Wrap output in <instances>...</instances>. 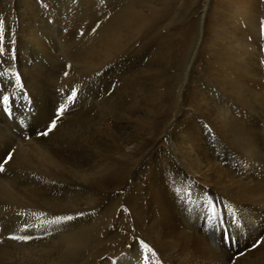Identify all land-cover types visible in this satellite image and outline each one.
Here are the masks:
<instances>
[{
	"label": "bare ground",
	"instance_id": "6f19581e",
	"mask_svg": "<svg viewBox=\"0 0 264 264\" xmlns=\"http://www.w3.org/2000/svg\"><path fill=\"white\" fill-rule=\"evenodd\" d=\"M9 1L14 2L16 7L14 10L10 9V14L13 11L10 18V14H5L4 21L7 24L4 22L2 28L17 29L18 41L15 51L7 56L15 57L13 63L17 71L10 69L9 66L8 71L0 72V79H14L19 71L25 80L24 87L30 86L33 92L28 102L31 103L30 112L15 103V100L7 105L0 102V163L4 162L11 144L17 140L16 132L27 129V133L33 136L42 132L52 119L53 106L46 99L56 88L54 82L62 73L51 66L41 67L35 61V54L47 56L52 46L58 51H62V47L69 48L70 41L79 34L78 29L80 31L87 29L83 24L75 22V16L66 14L63 16L61 11L53 10L54 6H69L73 0H0V13L4 9L3 6H8ZM88 1L90 2L81 1L79 6H85ZM150 1L152 0H126L118 15L115 14L114 21L107 23L106 33L98 32L96 37L93 34L84 35L80 42L86 43L85 47L77 49L75 45L77 62L83 69L93 68L98 84L113 68H120L126 74H131L139 67V64L134 62V54L143 47L141 37L144 38V35L140 36L138 31L155 25L153 18L159 17L158 13L156 17L153 12L150 13L152 6L149 9L144 8L150 6ZM261 4V0L202 1L194 17L196 30L189 43L185 78L180 84L176 83L179 84L176 86L178 106L172 115L163 116L164 119L158 117L161 120L155 124L160 126L159 130L154 132L140 122L147 115L148 110L145 108L136 107L125 112L122 110L124 113L122 112L117 120H112L111 124L106 122L108 125L103 129L106 139L99 141L104 146L107 145L109 151L97 152L95 158L98 159L91 165L88 163L89 152L85 151L86 146L80 148L81 145L79 147L71 145L70 140L67 143L66 132L64 134L60 131L50 140L49 138L35 140L38 146L19 144L21 150L19 156H15V160L21 158L27 164L34 162L39 167L48 169L50 173L66 175V178L60 179L64 178L67 182L77 180L76 182L83 185L78 184L81 187L74 188L73 184L48 180L29 188V185L24 183L10 182L13 179L0 181V195L6 197L0 201V243L2 242L0 264H149L153 258H159L162 264H264V71H261L264 70V33L260 34L258 23L260 15L264 16V4L262 6ZM77 12V15L81 13ZM187 12L189 13L188 10ZM159 18L162 19L161 16ZM50 19L53 21L48 24ZM133 33L136 35H132ZM155 35L159 36L156 33ZM146 44L148 45L147 42ZM3 47L5 48V45ZM146 51L148 48L145 53ZM0 59L4 60L1 56ZM166 59L172 60L170 57ZM90 86L91 80L88 79V92H92ZM125 88L121 87V90ZM151 93L153 96V92ZM57 96L59 97V94ZM101 97L100 100L103 99ZM146 97L147 95L145 99ZM88 101L90 100L86 103ZM95 102L96 99L93 103ZM156 103L158 104L157 101ZM87 106H84L85 110L91 107ZM5 107L14 112L13 119L6 114ZM139 122L146 131L145 135L150 136L141 143V146L137 140L138 136L134 133ZM68 125L65 131L69 129ZM46 141L50 144L52 141L54 149L46 148L48 144ZM162 143L165 147H161ZM139 146L142 154L140 160L136 155ZM24 151L27 154H24ZM119 157L130 161L129 166L127 164L128 175L119 179L113 177L105 182L102 180L93 182L94 195L97 197L96 205L94 208L88 206V203L80 199L87 183V173L92 174L91 171L101 166L115 165ZM65 200H70L73 207L79 211L70 222H59L64 226L71 224L70 231L62 234L63 237L55 246H39L32 233H35L33 231L38 228L40 220L36 219V214L35 218L24 217L26 211L23 206L30 205L29 203L56 204L55 208L61 210L53 208L55 211L44 212V216L53 217V220L48 221V226L39 229L44 235L53 228L56 218L54 216L62 215L66 211L61 205ZM13 205L23 206L20 209H10L9 207ZM185 205H189L191 210L193 220V224L190 225L191 235L183 230V224H187L181 221L180 218L183 217L179 218L180 211ZM81 213L84 215H80ZM93 216H96L95 219ZM96 218L108 220L97 225L94 223L97 221ZM224 218L230 225L231 239L227 243L217 234L219 221ZM132 219L138 222L131 223ZM23 221L31 228L22 230L20 223L25 224ZM237 223L241 224L240 227ZM13 229L22 230L19 231L18 237L29 234L30 238L17 239L18 245L11 243L7 245L3 239L6 232ZM146 231L145 234L154 236L151 238L143 234Z\"/></svg>",
	"mask_w": 264,
	"mask_h": 264
},
{
	"label": "rangeland",
	"instance_id": "374dc122",
	"mask_svg": "<svg viewBox=\"0 0 264 264\" xmlns=\"http://www.w3.org/2000/svg\"><path fill=\"white\" fill-rule=\"evenodd\" d=\"M81 1H83V0H80V1L79 0H73L72 1L73 6H72V4H70L69 6H64L65 8L62 7V6H58V7L57 6H54L53 7V10L61 11L63 16H66V15H69L71 17H74L75 16L74 18L76 20L75 19L74 20H75L76 23H81L85 27H87V29H86L82 25L83 28H84L83 31L82 30L80 31V29H78L79 30L78 33L79 34H82L83 33V34L82 35H79L77 33L78 34L77 37H75L73 40L70 41V43H69V46H70L69 48L70 49L69 48H66V47H62L63 49L64 48L65 49L64 50L62 49V51H58V49L56 47L53 48V46H52V49H50L49 55H47V56H42V55L35 54V56H36L35 61H36L37 64H40L41 67L50 68V66H51L52 69H55L56 68V71H59V72L62 73L61 76L60 75H58L59 77L57 76L58 79L56 78V80L54 82V84L56 85V88H54L51 96L48 99H46V100H49L48 102H50V104L53 106L52 107V112H51L52 113V119L45 125V128H44L43 131H45L49 127L50 122L53 119L56 120V126L52 129L51 132H49V134L47 136L39 135L38 133H36L35 135L31 134L33 136H30V134H28L27 131H26L27 129L26 130H20V131L16 132V134H17L16 135L17 136L16 139L17 140L13 144H11L10 149H9V152H8V154L10 152L12 153V159L8 160L7 164H4L3 171H0V177H1L0 178L1 180L0 181H2V180L5 181L6 179H10V180L13 179L10 182L17 181V182H20V183H24L27 186L29 185L28 187L30 188V187H35L37 184H40L43 181L59 180L61 182H66L67 184L68 183L69 184H73V187L74 188H79V187H81L79 185H83V184H80V182L79 183L76 182L77 180H73V182H72V180H70L72 182L71 183V182L65 181L64 178H61L60 179V177H65L66 178V175L62 176L60 174L59 175H56V174L50 173L48 171V169H45L44 167H42L43 168L42 169L41 166L39 167L34 162H32V163H29L28 162V164H27L26 161L24 159H21V158H18L17 160H15L16 157L19 156V153H20L19 151L21 150L20 145H28L29 147L38 146V144L35 142V140H38L40 138L41 139L42 138L43 139L49 138L48 140H50V138H52V136L55 135L56 133H59L60 131H62L65 134V132H66V134H67L66 135V141H67V143H69V140H70V142H71L70 144L71 145L78 146V147L81 145L80 148L82 146H86L85 151L86 152H89V153H87L88 156H89L88 157V163H89V165H91V164H93V162L95 160L98 159V157L95 158L97 152L98 153H101V152H108L109 151L107 145L104 146L102 144V142L99 143V141H101V140L103 141V140L106 139L105 138V134H103L104 133V130H103L104 129V126L105 125H108V124H111L112 120L113 121L117 120L121 116V114H123L125 111L130 110V109H134L136 107L145 108L146 110H148L147 115H145L144 118L140 122H142V125H145L146 127H150L151 129H153L154 132L160 129V126L159 125H156V124H158V122L161 119H164L163 116H166V115L167 116H170L173 113H175V111H176V108L178 106V101H179V96H178V93H177V90H176V86H178L184 80V78H185V71L184 70H185V62H186L187 54H188L187 52H188V48H189V43H190V41H191V39H192V37H193V35L195 33V30H196V24H195V21H194V17H195L196 11L198 10V7L201 5V3H202L203 0H180V1L179 0H165V2L163 0H152V1H150V6H144V8L146 7V9H149L152 6L150 8L152 10H149L150 13L152 14V12H153V14L155 15V17L157 15L156 13H158L157 16H159V17L161 16L162 19L159 18V17H158L159 19L158 18H153V19H155L154 22H153L155 25H152L151 27L149 26L148 28L146 27L145 29H142V31L141 30L138 31V32H140L139 35L140 36L144 35L143 37L145 38V40H143L144 38L141 37V39H142V42L141 43H142V46H143L141 48H143V49H141V48L138 49L137 50L138 52L136 54H134V56H135L134 62L137 63V64H139L138 65L139 67H137L133 73H131V74L128 73L130 75L126 74L124 72V70H122L120 68H113L112 71L110 72V74H107V76L105 77V79H103V81L100 84H98V82L96 81V79L94 77V72H93L94 70H93L92 67H88V68H84V69L81 68L80 64L77 62V59H76V55H77V52L76 51H77V49L79 47L80 48L85 47L86 43L80 42V39H82V37L84 35L87 36L88 34L89 35H92L93 34L96 37L98 35V32H100V33H106L105 30L107 29L106 28L107 27L106 25H108L107 23H112L114 21L115 14L118 15V13L121 11V9L125 6L126 0L125 1H123V0H103V1L102 0H99V2H98V0H90V2L88 1L85 6H81V5L79 6V4H80ZM154 1H156V2L154 3ZM102 2H104V3H102ZM108 2H110V3H108ZM261 3L264 4V0H261ZM262 4H261V6H262ZM13 5H14V2L9 1L8 2V6H3L4 9L1 10L2 13H0V48L6 49V47H7V49H9V50L6 49V53L7 54L0 55L4 59L3 61H1V59H0V72H4L6 70L8 71L9 70V66L11 67L10 69H13L14 71H17V70H15L16 68H15V65L13 63L14 62L13 58H15V57L11 58L12 55L10 57H7L10 54H13L14 51H15L16 44H17V41H18L17 40V38H18L17 37V29L14 28V27H11L8 30H6L5 28L3 30V28H2L5 23L7 24V22L4 21V19H6L5 18L6 17L5 14L8 13V15H9L11 13L10 12V9L13 8V10H14L15 7H16L15 5L14 6ZM90 7H91V9H90ZM155 8H156V10H155ZM8 9H9V11H7ZM187 10L189 11V13L187 12ZM77 11H80L81 12L80 13L81 15L80 14L77 15V13H78ZM155 11H157V12H155ZM89 12H90V15H89ZM162 13H163V16H162ZM12 14H13V11H12ZM12 14H10L9 18L11 17ZM88 15L91 16V17H89ZM260 16L261 17L258 19V23L260 25L259 26L260 27L259 28V31H260V34L262 35V33H264V31H263L264 29H262L261 26H263V28H264V16L263 17H262V15H260ZM89 18H91V19H89ZM85 20L88 21L89 23H91L90 24L91 26L89 25L88 22H85ZM158 20L160 21V23H159ZM52 21L53 20L50 19L48 21V24H51ZM155 21L158 22L157 23L158 26L156 25V22ZM161 21H163V23ZM161 23L164 24V25H162ZM97 26H102V28L100 29ZM155 26H157V27H155ZM155 33L158 34L159 36L155 35ZM134 34L136 35V33H133L132 35H134ZM157 37H159V38H157ZM158 39H160V40L158 41ZM155 40H156V43H155ZM146 42L148 43V45L146 44ZM161 44H163V45H161ZM4 45H5V48L3 47ZM60 45H63V44L60 43ZM75 45L77 46V49H75L76 48ZM159 47H160V49H159ZM167 47H169L170 49L167 48ZM147 48H148V51H146V53H145V50ZM156 48L159 49V51ZM165 48H166V50H165ZM147 52H148V55H147ZM154 53H155L156 56L154 55ZM161 53L163 55H161ZM61 56H63V57H61ZM150 56H152V57L150 58ZM155 57H157V58L155 59ZM158 57H160V58H158ZM163 57H165V58L163 59ZM169 57L172 58V60L166 59V58H169ZM9 59H10V61H9ZM146 59H147V61H146ZM149 59H150V61H149ZM151 59H153V60H151ZM157 59L158 60L161 59V60L158 61ZM162 59H163V61H162ZM164 60H166V61H164ZM152 61L153 62L155 61V63H152ZM148 63H149V65H147ZM169 63H170V65H169ZM176 63H178V64H176ZM137 64H136V66H137ZM159 65H161V66H159ZM140 66H141V68H140ZM66 71H67V73L70 74L69 76H68V74L65 75ZM261 71H264V70L262 69ZM17 73H16L14 79H5V78H4V80L3 79L2 80L0 79V86H1L0 87V93H1L0 94V98H1L0 99V102H3V96L4 95H7L9 97V102H11V101L13 102V100H15V103L20 104V106L23 109H25L26 111L30 112L29 110H31L32 108H31V103H28V102H29V100L31 98V95H32V92L33 91L30 90V86L28 87L29 89L26 88V86L24 87L25 82H23V81H25V80H24L23 76L19 74V71ZM78 73H80V74H78ZM76 74H78V75H76ZM134 74L137 76V78H136V76ZM165 74H166L167 77L165 76ZM17 75L18 76L20 75L19 76L20 79L22 78L20 80V83H18V84L16 83V81H14V80H16ZM153 75H155V76H153ZM160 75H162V76L159 77ZM82 76H84V77H82ZM85 76H87V77L89 76L88 79L91 80V86L92 87L90 86V88H92L91 89L92 92L91 91L88 92V89H87V81H88V79ZM121 76H123L124 79ZM133 77H135V78H133ZM117 78H118V80H117ZM125 78H126V80H125ZM77 79H78V81H77ZM109 79H110V81H109ZM57 80H58V82L56 83ZM120 80L122 82V85L124 84L123 86L121 85ZM129 80H130V82H129ZM133 80H135V81H133ZM61 81H63V82H61ZM127 81H128V83H126ZM116 82H117V84L119 83L118 84L119 85L118 87H117ZM95 83H97V85ZM176 83H179V84L176 85ZM19 84H20V87H19ZM63 84H68V85L67 86H62ZM115 84H116V87H115ZM135 84H137V85H135ZM143 84H144V86L141 87V85H143ZM105 85H107V86L110 85V86L109 87H107V86L105 87ZM126 85L127 86L129 85V87H128L129 89L127 88ZM166 85H168V86H166ZM111 86L114 88V90H113V88ZM145 86L146 87L150 86V87L149 88H146ZM16 87H17V89H16ZM121 87L123 89L125 87L126 88H125V90H123V89L121 90ZM137 87H138V90H137ZM144 87H145V89H144ZM24 88L26 89V91H25ZM64 88H66V89H64ZM93 88H94V90H93ZM115 88H117V89H115ZM9 89L10 90L12 89L13 91L12 90L9 91ZM61 89H63L64 91L61 90ZM72 89L75 90V91L78 90L76 97H74L75 102H74V100L69 101L68 98H67L70 95V93L73 91ZM98 89H99V91H98ZM132 89H134V90H132ZM150 89H153V90H150ZM29 90H30V92H29ZM67 90H68V92L66 93L65 91H67ZM70 90H71V92H70ZM165 90H166V92H165ZM19 91H21V92H19ZM124 91L125 92L127 91L126 94L125 93H122ZM150 91L153 92V96H152V93ZM116 92H118V93H116ZM139 92H141L142 94L141 93L139 94ZM127 93H129V94L127 95ZM149 93H151V94H149ZM161 93H163L164 96ZM58 94H59V97L60 98L57 96ZM155 94H157V96H154ZM134 95H135V97H134ZM146 95H147V97L145 99V96ZM100 96H102L103 99L100 100ZM139 96H140V98H139ZM98 97H99V100H98ZM142 97H143V99H142ZM82 98H84V99H82ZM136 98H137V100H136ZM91 99H93V100H91ZM95 99H96V102L93 103V101H95ZM58 100H59V102H58ZM85 100L86 101L87 100H90V101H88L86 103ZM97 100H98V102H97ZM156 101L158 102V104L156 103ZM77 102H78V104H77ZM167 102H168V105H167ZM79 103H80V105H79ZM159 103H161V104L159 105ZM172 103H175V104H172ZM63 104H65V105L68 104V105L65 106ZM87 105H90L92 108L90 106H87ZM151 105H153V106L151 107ZM62 106L64 108V111L61 113L58 110ZM84 106H87V107H90V108H87L86 109L87 111H86ZM168 106H169V108H168ZM119 108H121V109H119ZM163 108H164V110H163ZM72 109H74V110H72ZM88 109H89V111H88ZM165 109H167V110L165 111ZM6 114L8 116H11L12 119L14 118V112L13 111L12 112L11 111H8V112H6ZM114 114H115V116H114ZM158 117L161 118V119H159ZM150 119L153 120V121H151ZM68 120H70L71 122L68 121ZM140 122L136 126L137 131H135L134 133H136V135L138 136V139L137 140H138V143L141 146V143L144 142V141H146V140H148L150 138V136L149 135L147 136V134L145 135L146 131H145V129L142 128V125L140 124ZM87 123H88V125H87ZM67 124H69L68 125L69 126V129L65 131V129L67 127L66 126ZM89 126H91V127H89ZM138 128L139 129L142 128V129L139 130ZM140 132H141L142 135L139 134ZM39 133H41V132H39ZM132 134H131V136H132ZM80 137H81L82 140L79 139ZM99 138H100V140H99ZM141 138L144 139V140H142ZM46 142L48 143V144H46V148L54 149V146H53L52 141H51V144L49 143V141H46ZM87 143H88V145H87ZM90 144H91V146H90ZM58 146H60V145H58ZM140 146L137 148L138 152L136 153V155L138 157L137 159H139V160L142 157V154L140 152L141 151L140 150ZM161 147H165V145L162 143L161 144ZM91 152H92V154L93 153L94 154L92 155ZM23 153L24 154H27L26 151H24ZM129 163H130V161L127 158H121V157H119V158H117L115 165H112L111 164V165H108V166L107 165L101 166L100 168H96L93 171H91L90 173H92V174L87 173L88 176L86 177V182L88 184L86 183V185L84 186V191L80 195V199L83 200V201H85V203H88V206L94 208L95 205H96L95 204V201H96L97 197L94 195L95 187L92 186V185H94L93 182H95L97 180H102V182H105L106 180H108L110 178H113V177H117L119 179L121 177L127 176L128 175V173H127L128 168L127 167L129 166ZM127 164H128V166H127ZM3 176H5V177L3 178ZM108 176H109V178H108ZM21 178H23V179H21ZM73 179H76V178H73ZM92 189H93V191H92ZM7 190L10 191L9 187H7ZM86 193H87V195H86ZM90 195H93V196H90ZM87 196L90 197V198H88ZM5 198L6 197H4L3 195H0V201L4 200ZM69 199H71V198H69ZM72 202H73V200H72ZM72 202L70 200L69 201L68 200H65L63 203H61V205L63 206V210L66 209V211L63 212L62 215H57V216H68V215H71V216H74L75 217V215H77L79 213V211L75 207H73V203ZM29 204L30 205H24L23 204L24 206L23 205H20V206L19 205H13V206H11L9 208L15 210V209H20L23 206L24 207V210L26 211L24 217L27 216L28 218H33V217L35 218V214H36V219H39L40 221H38L39 226H38V228L35 231H33L35 233H32V236L35 239V241L40 244L39 246H41V247H45L46 246L47 247V246H55L56 244H58L60 242L61 238L63 237L64 233L70 231L71 224L68 225V226H64L63 224H60L59 222L57 223V221H55L53 228L51 230H49L47 233H45V234H47V236L45 234L43 235V233L40 230L49 225L48 224V221L53 220V217H51V216H44V215H45V213H49L52 210L55 211L54 209L57 210V208H55L57 205L56 204L55 205H46V204H42V203L41 204H38L37 203L36 205H35V203H29ZM64 204H65V207H64ZM66 204L68 205V207H67ZM38 208H40V209H38ZM42 208L43 209L45 208V209L42 210ZM189 210H190L189 205L183 206L182 210L180 211L179 218L180 217H183L184 218V219L183 218H180L183 223H187V224H183V228H184L183 230L185 231L186 234L189 233V235H191L192 231L190 230V225L193 224V220H192V217H191V210L190 211ZM38 211H39V213H38ZM57 211H61V210H57ZM182 211H184L185 213H182ZM30 215H31V217H30ZM57 216H54V217H57ZM41 217H43V218H41ZM95 217L96 216H93L94 219H95ZM188 217L191 218V219L189 220ZM93 218H92V220H93ZM229 218H232V217H229ZM96 220H95L96 222H94V223H96L98 225V223L100 224V223H103V222H107L108 219L102 220L100 218H96ZM132 221L133 222H135V221L138 222V220H135V219L134 220L132 219L130 222L132 223ZM220 221H219V225H218L217 234L218 235H221L222 240H224L223 242H226L227 243L228 239H225L224 237H225V232H227L228 235H230L229 234L230 225L227 223V220L225 218L223 219V223H221ZM23 222L29 226L28 223H26L25 221H23ZM25 224H22L23 225L22 226L21 223H20V228L22 230H28V229L31 228L30 226L27 227ZM237 224L240 227L241 224L240 223H237ZM123 225H124V223H123ZM187 226L189 227V229H188ZM219 227H221V228H219ZM21 229H13V231L11 230L12 231V234L10 233L11 231L6 232L3 241H5V243L7 245L9 243L18 245L19 243L16 242L17 239H15L13 237H16V236L18 237L19 231H22ZM188 231H191V232H188ZM52 232H53V234H51ZM8 233H10V234H8ZM13 233H14V235H13ZM145 233H147V231L144 232L143 234H145ZM22 234H25V233H22ZM26 235L29 236V234H26ZM145 235H147L148 237H151V238H152V236H154L153 234H150L152 236H149L148 234H145ZM1 243H0V245H1ZM155 260H157L158 262L155 261ZM160 262L161 261L159 260V258H153V259H150L149 264H151V263L152 264H154V263L155 264H162Z\"/></svg>",
	"mask_w": 264,
	"mask_h": 264
},
{
	"label": "snow or ice",
	"instance_id": "6c2138e0",
	"mask_svg": "<svg viewBox=\"0 0 264 264\" xmlns=\"http://www.w3.org/2000/svg\"><path fill=\"white\" fill-rule=\"evenodd\" d=\"M4 54H7L6 53V50L3 49V48H0V55H4ZM65 75H67V72L65 73ZM16 83H20V77L17 75L16 77ZM77 95V92L75 90H73L71 92V94L67 97L69 101L73 100L74 97H76ZM3 103L5 105H7L9 103V97L7 95H4L3 96ZM4 111L8 112L9 109L7 107L4 108ZM59 112H63L64 111V108L63 106L58 110ZM56 126V120L53 119L51 122H50V125L49 127L45 130V131H42L41 133H38L39 135H44V136H47L49 134V132L52 131V129ZM12 159V153L10 152L8 154V156L5 158L4 162L3 163H0V171H3L4 169V164H6L8 162V160ZM80 215H84V213H81ZM74 217L71 216V215H68V216H62V217H56L55 218V221H58V222H63V221H70L72 220ZM221 223H223V220L221 219L220 221ZM15 239H23V240H27L29 239L30 237L29 236H20V237H13ZM225 239H228L230 240L231 237L228 235L227 232H225ZM144 247H147V245H144Z\"/></svg>",
	"mask_w": 264,
	"mask_h": 264
}]
</instances>
